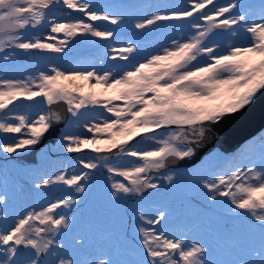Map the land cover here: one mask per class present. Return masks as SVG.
<instances>
[{
    "label": "snow or ice",
    "instance_id": "snow-or-ice-1",
    "mask_svg": "<svg viewBox=\"0 0 264 264\" xmlns=\"http://www.w3.org/2000/svg\"><path fill=\"white\" fill-rule=\"evenodd\" d=\"M165 27L163 42L142 46ZM77 39L104 49L98 64L0 74V264H264V137L243 159L168 168L199 159L216 126L264 91V0H0L5 69L18 53L66 54ZM21 99L39 110L13 115ZM60 102L66 115L52 108ZM54 124L64 126L58 148L93 155L70 173L25 170L26 188L10 158ZM54 185L65 195L16 212V200Z\"/></svg>",
    "mask_w": 264,
    "mask_h": 264
},
{
    "label": "rangeland",
    "instance_id": "rangeland-1",
    "mask_svg": "<svg viewBox=\"0 0 264 264\" xmlns=\"http://www.w3.org/2000/svg\"><path fill=\"white\" fill-rule=\"evenodd\" d=\"M98 3H106V4H118V3H126V2H136V3H169V4H179L182 3V0H96ZM218 3H226L227 0H217ZM245 3L254 2V0H243ZM99 25L106 27H113L111 25H107L106 22H96ZM203 23V22H202ZM42 35H46V32L41 33ZM171 34V29L165 27L161 28L158 31L150 32L147 36H143L141 38L142 46L145 49H150L152 45L157 42H163L166 35ZM62 36H58V39H62ZM118 38H125V36H120ZM246 40V37H243ZM22 54V53H18ZM104 54V49L97 47L94 44L83 41L82 39H77L76 42L70 43L68 48L66 49V54H55V53H33L31 55L25 54V57L19 58L16 57L15 61L7 66L5 69L3 64L0 63V74L6 75L9 78H22L29 75H38L40 70H46V68L59 64L65 67L68 66H86L93 62L99 63L100 58ZM40 98H36L39 100ZM13 108L12 114H25V115H34L36 111L39 110L38 107L35 106V101H27V100H18L14 103V106H10ZM44 109H47L46 105H42ZM64 130V126L59 125V129L57 131L56 137L52 142H43L39 145V147L35 151L36 159L31 163H22L16 161L13 157L11 159V165L9 168V174L11 176H21L24 177L22 180L25 183V187L28 188L30 185L27 183V179L30 178L27 176L25 170L31 169H40L41 173H53L58 169H65L67 172H71L73 167H79L75 163L76 158L79 155L89 154L93 155L89 150H85V153L80 154H68L64 152L62 149L57 147V142L60 139V134ZM19 135V134H17ZM264 137V124L253 134L244 138L240 141L239 145L235 148L223 151L213 146L199 159H197L194 163H190L187 165L181 166H172L168 167L173 171L179 172H195L198 168L201 167L207 160L210 159L215 154H219L224 157L237 156L243 159L242 153L244 148L252 143L253 141L259 142L260 138ZM6 137L3 134H0V140L5 139ZM52 149L53 151H49ZM5 161L0 159V164H4ZM12 165L16 167L13 168ZM107 173L97 174V179L99 184L96 188H94L91 197L89 200L96 198L103 193V184L105 182ZM64 186L54 185L51 188L43 189V195H37L36 193H31L24 196L21 199L15 201V208L17 213H22L26 207L29 209L31 207H36L39 210L41 205L46 204L49 201H54L58 197L64 196L65 192L60 191L59 189ZM85 213L87 212V208L84 209Z\"/></svg>",
    "mask_w": 264,
    "mask_h": 264
},
{
    "label": "water",
    "instance_id": "water-1",
    "mask_svg": "<svg viewBox=\"0 0 264 264\" xmlns=\"http://www.w3.org/2000/svg\"><path fill=\"white\" fill-rule=\"evenodd\" d=\"M24 54H18L17 57H22ZM46 107H48L46 105ZM54 111L59 112L61 115H66V105L62 102L52 106ZM264 124V91L258 94L256 102L248 107L244 113L238 118L225 119L222 123L216 126L214 129V135L210 136L202 145L200 151L204 148L209 150L213 146H216L220 150L228 151L239 145L240 141L249 135L253 134ZM59 125L54 124L50 129L49 133H46L42 138L43 142H52L57 134ZM39 144V145H40ZM36 146L34 149H30L27 152H20L14 154L13 158L16 161L22 163H30L35 161V151L39 147ZM206 152V151H204ZM196 161V160H195ZM190 164V163H187ZM183 161H169V166H180L187 165Z\"/></svg>",
    "mask_w": 264,
    "mask_h": 264
}]
</instances>
